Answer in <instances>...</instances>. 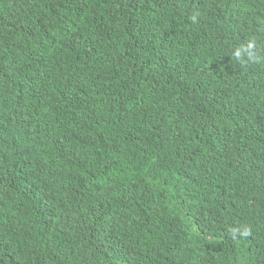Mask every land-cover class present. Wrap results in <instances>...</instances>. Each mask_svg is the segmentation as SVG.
Instances as JSON below:
<instances>
[{
  "label": "trees",
  "instance_id": "obj_1",
  "mask_svg": "<svg viewBox=\"0 0 264 264\" xmlns=\"http://www.w3.org/2000/svg\"><path fill=\"white\" fill-rule=\"evenodd\" d=\"M0 264H264V0H0Z\"/></svg>",
  "mask_w": 264,
  "mask_h": 264
}]
</instances>
